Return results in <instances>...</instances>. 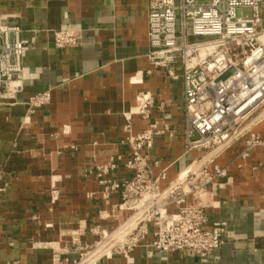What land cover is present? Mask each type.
Segmentation results:
<instances>
[{"label": "crops", "instance_id": "0c3cea01", "mask_svg": "<svg viewBox=\"0 0 264 264\" xmlns=\"http://www.w3.org/2000/svg\"><path fill=\"white\" fill-rule=\"evenodd\" d=\"M149 1L0 0V15L30 41L22 92L0 99V264H50L53 253L73 260L93 242L91 226L123 217L118 195L105 194L94 169L119 158L108 176L130 177L124 126L140 92L154 100L149 165L153 176L164 170L162 186L203 154L185 149L179 64L171 77L148 57ZM61 29H82L80 45L56 47L53 31ZM46 89L49 103L28 113L24 101ZM130 123L134 134L147 125L137 116ZM251 131L264 139V117ZM215 162L226 176L205 211L209 223L225 222L219 248L201 260L175 251L146 256L138 247L103 263L264 264V144L247 149L240 139Z\"/></svg>", "mask_w": 264, "mask_h": 264}, {"label": "built area", "instance_id": "2783aa9c", "mask_svg": "<svg viewBox=\"0 0 264 264\" xmlns=\"http://www.w3.org/2000/svg\"><path fill=\"white\" fill-rule=\"evenodd\" d=\"M147 15L148 57L167 75L183 82L186 151L203 154L168 181L164 170L153 176L149 165L156 122L151 119L152 96L140 92L126 116L124 144L130 157L124 166L130 177L121 181L108 175L115 159L97 164L94 173L105 194L116 193L118 211L112 227L94 225L90 245L78 248L73 260L53 253L50 264H104L113 257L127 258L142 247L155 252H187L204 260L222 243L225 222L209 223L218 180L226 169L215 162L225 149L243 139L247 149L264 144L252 127L264 117V31L260 30L264 0H150ZM250 13L239 15L237 11ZM56 47L80 45L82 29L53 31ZM30 41L7 15H0V99L15 100L23 90L22 61ZM232 71L220 78L226 71ZM50 89L29 96L24 104L33 113L49 103ZM146 121L132 132L131 117Z\"/></svg>", "mask_w": 264, "mask_h": 264}, {"label": "rangeland", "instance_id": "374dc122", "mask_svg": "<svg viewBox=\"0 0 264 264\" xmlns=\"http://www.w3.org/2000/svg\"><path fill=\"white\" fill-rule=\"evenodd\" d=\"M237 13H238L239 15H241V14H247V13H250V11H249L248 9H243V10H239V9H238ZM215 159H217V157H215Z\"/></svg>", "mask_w": 264, "mask_h": 264}, {"label": "water", "instance_id": "95a60500", "mask_svg": "<svg viewBox=\"0 0 264 264\" xmlns=\"http://www.w3.org/2000/svg\"><path fill=\"white\" fill-rule=\"evenodd\" d=\"M231 71H232V68L226 71L220 78H225Z\"/></svg>", "mask_w": 264, "mask_h": 264}]
</instances>
